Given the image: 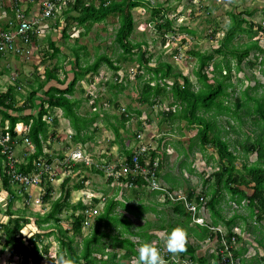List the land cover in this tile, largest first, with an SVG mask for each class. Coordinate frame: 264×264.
Wrapping results in <instances>:
<instances>
[{
  "label": "trees",
  "instance_id": "trees-1",
  "mask_svg": "<svg viewBox=\"0 0 264 264\" xmlns=\"http://www.w3.org/2000/svg\"><path fill=\"white\" fill-rule=\"evenodd\" d=\"M148 5L149 3L145 0H73L68 2L66 7L62 9V15L65 19L64 24L60 27L62 38H68L67 30L72 27H80L85 31L84 33H87L95 24L105 21L110 15H116L118 16L119 26L115 32L114 43L121 50L120 53L113 59L106 53L96 51L94 59L90 62L85 46L76 45L73 47L74 58L70 62L72 77L70 80H67L66 76L60 79L58 73L62 69L61 65L56 64L51 67L45 65L48 59H53L60 53V49L55 42L48 37V46L52 49V52H45V57L40 62V65L45 66L42 74L43 78L37 75L35 80L29 83L30 91L23 102L18 104L17 96L20 95L18 90L19 80H16L17 84H10L5 91L0 92V129H4L7 124L8 130L12 134L11 139L16 141L13 148L17 144L23 143V137L28 138L34 146V149L26 155L23 161L16 163L18 172L24 174L33 172L35 170L33 161L39 157L47 158L49 163L56 158L63 160L64 154L50 155L44 151V143L49 138L55 137V129L58 126V116L55 114V109L61 110V116L68 120L73 130L72 145L83 146V144L93 139L94 133L90 131V127L99 117V113L93 112L89 115L79 113L82 99L72 97L77 85L86 79L87 75L97 74L101 65H106L116 73L121 69L122 62L128 60L139 62L149 75L148 79L142 84L138 97L139 103L152 106L160 103L159 99L161 97L170 96L172 99L171 107L162 113L164 119L170 122L171 125L175 121H184L188 130H193V127L196 130L194 136L190 138L187 148L179 145L181 156L187 157L192 152L195 138L202 152L201 158L204 160L208 161L210 158L213 161L215 159L213 154L207 151L208 148L214 149L217 157L215 169L211 172V175L203 179L205 188L198 194L208 197L206 207L211 214V223L214 226L221 223L226 227V231L218 233L215 251L210 253L208 258L198 255L197 251L201 246L200 244L207 238L215 237V233L204 227L191 226V213L184 208L180 201L174 202L169 198V194L178 188L176 178L168 172L161 173L164 166L163 157H159L156 150H151L146 156L140 157V164L143 165L144 160L148 159L150 161L148 167L151 168L155 158L159 157L158 166L153 169L159 181L161 182V179H163L161 183L167 189L165 191L166 198L162 201V205L171 206L173 215L182 216L183 220H175L173 217L165 219V216H161L163 214L162 210H157L155 206H151L150 209L157 213L160 220L153 224L148 222L147 225L139 226L134 230L131 221L128 218L118 217L114 209L120 204L124 209L133 212L134 209L139 210L142 206L131 204L129 201L123 203L113 198H107L102 212L95 218L90 234L83 238L81 250L77 251L73 246V236L69 235V230L61 226L60 214L65 209L70 208L72 210L69 216L72 225L71 230L72 235H76L81 233L85 219V209L90 208L85 206L86 204H83L81 200H78L75 204L70 202V190L66 188L69 177H65L61 184L63 195L51 200L52 184L46 177H43L41 186L45 185V193L42 196V201L45 203L50 202V208L43 215L39 213L32 215L36 217L34 224L38 230L47 227L56 230L57 236H55V239L59 244V250L55 258H49V244L43 242L45 236L54 234L53 230L45 234L35 232L28 237L22 234L23 228L31 222L29 217L24 216V209L14 210L12 208L14 200L18 198L16 192L12 189V185L16 182L3 167L6 155L2 152L0 146L1 187L10 194L7 209L4 212V215L8 217V221L6 223L0 221V232L3 235L4 247L8 248L11 255L20 256L21 264H41L43 259H47V264H61V257H64L70 264H121L119 260L127 258L134 259L138 264L137 247L153 237L147 230V227L150 226L164 232L166 238L168 233L176 227H180L185 231L187 237L186 248L180 253H173L174 259L169 264H205L211 259V262H214L212 264H220L221 262L218 261L221 257V249L226 253H231L233 258L237 259L238 264H264V256H259V254H255L253 257L244 256L247 248L246 246H240L242 244L241 236L233 231L236 223L243 222L246 225V228L244 227L245 231L252 234L258 245L264 248V92L261 94L255 93L258 87H264V83L245 88L242 92V101L238 98L233 105L227 102L229 96L227 90L233 86L231 82L233 70H240L241 63L251 52L257 51L260 56H263L259 64L264 66V49L259 44L261 36L258 40H252L256 24L246 21L242 13L230 12L229 21L225 25L218 48L212 54L192 51L198 61V68L195 73L199 87L195 90L187 77L172 73L170 65L159 63L155 68L148 67L144 52L140 50L141 46L132 42L131 34L134 30L132 10L136 7H147ZM152 14L153 17H160L157 25L158 30L171 29V21L167 18L164 20L161 9L154 8ZM53 19L55 20L51 27H58L60 25L59 17ZM7 29L8 27L5 30ZM258 29L262 32L261 35L264 36V27L258 25ZM80 35H83V33L79 32ZM243 35L247 36L250 41L244 45L236 46L234 41ZM34 36H32L33 40L36 39V36ZM136 48H139V53L135 50ZM6 53L16 54L15 52ZM4 54L1 53L0 56ZM213 54L220 56V60L214 61ZM135 56L136 58H134ZM232 59H235V66L232 64ZM255 59H257V56ZM254 63L252 61L248 62L251 66ZM262 73L264 74V67ZM138 78L141 79L143 76L138 75ZM179 78H182L183 81L180 82ZM168 80H171V82ZM61 85H65V87L61 88ZM115 86H119L118 90H121L122 84L119 82ZM26 110L30 112L26 113ZM136 112L138 115L141 114L139 110H136ZM46 115L50 118V123L43 120ZM221 116L225 117V126H222V121L219 119ZM129 117L127 112H123L117 125H107L113 131L115 141H120L121 146L124 145L119 131L125 127ZM251 117H253L251 121L253 132H259L256 139L250 141V136H246L247 141L242 142L238 140L239 136L232 139L228 138L227 134L230 132L237 134L239 127ZM19 123H23L28 127L26 131L22 132V136H18L15 131V127ZM147 123L149 124V122ZM52 127L53 130H51ZM167 144H171L170 139L165 142L163 151L166 150ZM121 151L123 154L120 155L123 158L121 161H124L126 167L129 168L134 154L133 148H122ZM238 151L244 152L245 158L246 154L254 153L256 156L255 161L248 164L245 159L241 162L239 168L236 165V161L239 159V154L236 153ZM109 159H106V162L112 164L107 161ZM120 162L116 163V170L123 166ZM191 165L184 162V160L179 163V167L187 169L189 173H195ZM80 167L88 168L84 162L72 164L70 161L68 169L73 171ZM90 168L103 174V171L99 170L95 164ZM211 177L213 178L212 182H210ZM113 179L114 176H109L107 181L111 182ZM117 180L121 185L122 183L132 184V187L129 188L137 196L141 191L145 193L144 188L147 182L139 174L135 175L128 171L124 175H120ZM85 181L84 179L81 180L80 183L73 186V189L84 188ZM146 188L150 190L152 195H165L162 190L151 189L148 185ZM21 189L24 188L21 187ZM249 190H252V192L250 193ZM194 194L193 190L188 189L187 199L192 200ZM226 195L228 199L225 198ZM196 200H199L198 197ZM93 201L98 203L99 200L93 198ZM222 201H225V204L234 213L227 219L219 211V203H222ZM156 204H160V202H156ZM232 205L237 206L240 210L233 209ZM117 223L121 224L122 228L111 236V243L107 246L102 242V238L108 235V232L101 228L110 227ZM45 224L46 226H44ZM125 234H128V236H124ZM131 236L138 237L139 240L134 241L130 238ZM190 237L194 239L193 242L188 241ZM106 247L111 248V250H106ZM117 247L124 251L118 259L119 254L114 251ZM96 254L100 256H96ZM170 254L164 258L170 260ZM103 256H106V258L104 259ZM179 257V262H176L175 258Z\"/></svg>",
  "mask_w": 264,
  "mask_h": 264
},
{
  "label": "rangeland",
  "instance_id": "rangeland-1",
  "mask_svg": "<svg viewBox=\"0 0 264 264\" xmlns=\"http://www.w3.org/2000/svg\"><path fill=\"white\" fill-rule=\"evenodd\" d=\"M145 1L149 3L147 7H136L132 10L134 21V30L131 34L132 42L141 46L140 50L141 52H144L148 67L155 68L159 63L170 65L172 67V73L181 74L182 76L187 77L193 84L195 90L199 87L195 73L198 68V61L197 57L192 54V51L212 54L214 50L218 48L225 30V25L229 21L230 12L242 13L244 14L243 18H245L246 21L256 24L254 26L252 40H258L261 36L259 44H261L262 49H264V42H262L263 36L261 35L262 32L258 29V25L264 27V0ZM154 8L161 9V14L163 15L164 20L167 18L171 21L170 30L164 28L158 30L157 25L160 17H153L152 11ZM58 17L59 19L60 17L64 18L62 14L58 15ZM53 22V19L44 22L41 27L43 28L42 30H44V37H41L43 39H40L39 44L36 45V49H30V46L24 47V49L32 50L30 55L21 56V59H19L20 57L18 56L12 59V54H9L11 56L8 59L0 58V73L2 74L0 87L5 90L8 85L17 84L16 80H19L18 90L20 95L17 96L18 104H21L29 93V83L35 80L37 75L43 78L42 74L45 66L40 65V62L42 58L45 57V52H52V49L48 46V37L51 41L55 42L56 46L60 49V53L57 57L48 59L45 65H48L49 67L56 64L61 65L62 69H60L58 73L60 79H63L66 76L67 80H70L72 77L70 62L74 58L73 47L76 45L85 46L87 57L90 62L94 59L96 51L106 53L113 59L116 58L121 51L114 43L115 32L119 26L118 16L116 15H110L105 21L95 24L87 33H84L85 31L80 27H72L67 30L68 38L66 39L61 37V29L58 28L59 30L55 31V27H51ZM79 32H82L83 35L79 36ZM45 33L49 35L46 36ZM249 41V38L243 35L234 42L236 46H240ZM135 50L138 53L140 51L139 48H136ZM4 55H6V53ZM213 56L214 61L220 60L221 58L216 54H213ZM256 56L257 59H255ZM134 58H136V56ZM261 59H263V56H260L257 51L251 52L241 63L240 70H233L231 78L233 86L227 90L229 94L227 98L228 104L233 105L238 98L242 101V92L248 86L252 87L258 83H264V74L262 73V68L264 66L259 64ZM249 61L255 62L254 65L251 66L248 64ZM232 64L235 66V59H232ZM138 75H142L143 78L139 79ZM148 77V72L139 62L136 61L128 60L122 62L121 69L116 73L106 65H101L97 74L87 75L86 79L77 85L72 96L73 98L82 99L81 107L79 108L80 114L89 115L93 112L99 113V117L90 127V131L94 133L93 139L83 144V146L72 145L71 136L73 130L71 129L68 120L61 116V110L55 109V114L58 116V126L55 129V137L49 138L48 141L44 143V150L52 155L57 153L63 154L65 151H70V153H72V149L79 150L81 152L76 155L75 161L81 162L85 159L86 162L93 164L98 163V161L104 163L105 159H109L112 155L107 161L116 165V163L123 159L117 151V147L121 150L122 146L120 141H115V135L108 126L110 124L117 125L122 113L127 112L130 117L125 123V127L121 128L119 131L122 136L123 145L128 144V146H130L133 139L136 137V134L142 133L144 140L150 144L151 150H156L158 156L163 157L164 166L161 173L164 174L165 172H168L172 177L177 179L179 185H177L178 188H176L173 194L183 196L187 195L188 189H191L194 192H201L204 190L205 185L203 184V179L211 175V172L215 169L217 159L216 153L214 149L208 148L209 150L207 151L211 152L215 159L212 161L209 158L208 161H206L201 158L202 152L200 151L198 141L195 138L192 152L189 153L187 157H184V155L181 156L179 145L187 148L189 146V140L194 136L196 130L194 127L193 130H188L184 121H175L173 125H171L170 122L164 119L162 113L171 107L170 104L172 103V99L170 96L161 97L159 99L160 103L152 106L139 103L138 97L142 84L148 79ZM168 81L171 82V80ZM179 81L182 82V78H179ZM119 82L122 84L120 87L121 90H118L119 86H115V84ZM60 87L63 88L65 85H61ZM262 92H264V87L262 86L255 90L256 94H261ZM36 102H38V100H36ZM171 109L173 110L174 107ZM136 110H139L141 114L138 115ZM25 112L28 113L30 111L26 110ZM252 118L253 117L248 119L245 124L239 127V132H237V134L234 132L227 134L228 138L232 139L239 136L238 140L242 142L247 141L246 136H250V141L256 139L259 132H253ZM219 119L222 121V126H225V117L221 116ZM147 122H149V124ZM232 123L234 124L233 121ZM53 129L54 128L52 127L51 130ZM168 139H170L171 144H167L166 150L163 151V146ZM158 144L161 147H158ZM67 145L70 146L67 148ZM45 146H48L49 148ZM30 152L31 150L24 142L15 146V156L19 162L23 161L26 155ZM236 153L239 154V159L236 161V165L239 168L243 160L246 159L249 164L256 159L254 153L246 154V158L244 157L245 155H243L244 152L238 151ZM182 160L187 164H192L191 166H193L195 173H189L187 169L179 167V163ZM55 166L58 167L59 165ZM110 167H112V165ZM121 169L122 167L120 170ZM108 173L109 170L102 174L92 170L90 167L85 169L80 167L73 171L69 170L67 174H58V179H55L53 182L51 181L53 189L51 200H55L63 195L61 184L65 177H69L66 188L70 190V202L75 204L78 200H81L83 204H86L85 206L90 208L89 213L92 215V218H89V225L82 226L81 233L76 235H72L71 230L72 225L69 216L72 213V210L70 208L68 210L65 209L60 214L61 226L64 229L69 230V235L73 236V246L77 251L81 250L82 240L85 236L90 234L95 223V218L102 212L107 198H113L114 200L123 203L129 201L131 204L142 206L141 209H134L133 212L124 209L120 204L114 209V212L115 214H118V217L128 218L131 221L134 230L139 226L147 225L148 222L153 224L160 220L157 213L150 209V205L155 206L157 210H162L163 214H161V216H165V219L173 217L175 220H183L182 216L178 217L173 215L171 206L162 205V200H158V194H150V190L145 187V193L141 191L138 197H131V189L127 184L121 185L119 182L118 184V180L115 177L114 180L116 181H107L109 178ZM185 174H187V177H185ZM83 179L86 180L84 182V188L74 190L73 186L80 183ZM184 179H187V182L183 183ZM212 181L213 178L211 177L210 182ZM1 185L0 182V186ZM39 186L41 189L35 188V193H31V196L29 197L26 190L34 186L21 189L17 184L12 185V189L19 196L18 199L14 200L12 208L24 209V216L29 217L31 222L30 225L32 226H35L34 220H36V217L32 214L39 213L40 215H43L48 212L50 205V203L42 201V196L45 193V185L41 186L39 184L38 187ZM249 192L251 193L252 190H249ZM6 196L9 197V195ZM7 198L0 193V209H3V212L4 209H7ZM93 198L99 200L98 203H95ZM128 198L129 200H126ZM205 198L207 201L208 197ZM155 202H160V204H156ZM232 207L235 210H240V208L235 205H232ZM205 215L207 216L206 213ZM44 226H46V224ZM244 227L246 228L245 224ZM28 228L29 226H25V229H23V235L26 237L32 235L29 234ZM121 228L122 226L119 223L110 227L101 228L105 230V232H108V235L102 238V242L108 246L111 243V236L116 234ZM147 228L148 232L153 237L146 241V243H150L157 247L164 264H169L171 260L164 258L166 256L164 250L167 249L166 234L152 226ZM26 229H28V232ZM51 230L53 229L48 227L42 230H38L37 228V231L35 232L45 234ZM233 231L241 236L242 244L240 246H246L248 256H254L257 253L263 255L264 252L258 246L255 237L246 232L242 227V224L233 228ZM30 232L33 233L31 230ZM53 232L54 234L45 236L43 242L49 244V258H55L59 250V244L55 239V236H57L56 230L54 229ZM124 236H128V234H125ZM1 238L3 237L1 236ZM130 238L134 241L139 240L138 237L134 236H131ZM191 240L192 237H190L189 241L191 242ZM106 248V250H111V248ZM137 250H139V247H137ZM210 250H212V248L209 249V251ZM114 251L119 254L117 259L124 253L120 247H117ZM200 255L207 257L209 253H200ZM96 256L100 255L96 254ZM103 258L105 259L106 256H103ZM176 259L179 260L180 257ZM11 261L20 264L21 258L18 255H13ZM119 262L121 264H136L135 260L132 258L121 259ZM47 263V259H43L41 262V264ZM0 264H5V262H0Z\"/></svg>",
  "mask_w": 264,
  "mask_h": 264
},
{
  "label": "built area",
  "instance_id": "built-area-1",
  "mask_svg": "<svg viewBox=\"0 0 264 264\" xmlns=\"http://www.w3.org/2000/svg\"><path fill=\"white\" fill-rule=\"evenodd\" d=\"M40 2L41 11L39 16L35 18H27L23 11L20 9L18 5H15L14 8V20L8 22V29L0 31V54L6 52H15L20 53L22 50L18 47L17 42L20 41L23 44H28L32 40L33 35H40L43 30L42 26L45 21L49 19H53L58 15L62 14V9L66 7L68 2L73 0H38ZM262 42H264V36L262 37ZM43 120L47 123H50V118L48 115L44 116ZM28 127L22 123H19L15 127L16 134L18 136H22V132L26 131ZM12 134L8 130L7 124L4 129H0V146L2 148V152L6 155V161L3 164L5 171L11 174L12 179L16 182L15 184L19 185L22 188H28L30 186H38L42 183L43 175H46V178L52 183L55 179H58V174L68 173L69 163L71 161L72 164H75V157L79 154V150L72 149V153L64 152L63 160L55 159L49 163L47 162V158L39 157L34 162L35 170L33 172L24 174L18 172L16 169V163L19 161L15 156V148L13 145L16 143L15 140L11 139ZM137 145L133 150V157L131 159V163L129 168L126 167L124 161H121L120 164L122 169L116 170V165L108 164L106 161L94 163L97 168L103 172L109 170L108 176H114L116 179L120 175H124L128 171L135 175H141L143 179L147 182V185L151 189L162 190L165 194L167 191L166 187L160 182L154 173L155 167L158 166V158L156 157L152 167H148L150 161L145 159V163L143 165L140 164V157L146 156V154L151 152L150 144L144 140V136L142 133L136 134ZM23 142L27 145V147L32 151L34 149L33 144L29 141L28 138L23 137ZM71 149V148H69ZM45 151V150H44ZM81 162H84L88 167L93 166V163H88L83 159ZM55 165H59L58 167ZM112 165V167H110ZM59 170V172H58ZM52 181V182H51ZM147 185H145L147 187ZM128 187H132V184L127 183ZM40 187V186H39ZM41 189V188H40ZM166 198V194L159 196V200L164 201ZM169 198L176 202L180 201L184 208L191 213V217L193 222L203 225L204 218L201 216L203 213V206H200L194 199L188 200L186 195L178 196L176 194L170 193ZM200 201H203V198H200ZM90 209H85V219L83 221V226L89 225V218H92V215L89 213ZM166 255L168 254V250H165ZM221 257H219L220 264H238L237 259L233 258L231 253H226L223 249L220 250Z\"/></svg>",
  "mask_w": 264,
  "mask_h": 264
},
{
  "label": "crops",
  "instance_id": "crops-1",
  "mask_svg": "<svg viewBox=\"0 0 264 264\" xmlns=\"http://www.w3.org/2000/svg\"><path fill=\"white\" fill-rule=\"evenodd\" d=\"M15 5H18L19 7H20V9L23 11V13L25 14V16L27 17V18H35L36 16H39V14H40V11H41V6H40V2L38 1V0H0V31H2V30H5L7 27H8V22L9 21H11V20H14V8H15ZM39 13V14H38ZM55 19H53V21H54ZM60 21V25L58 26V27H55L54 28V30L55 31H58L59 29H60V27H61V25H63L64 24V21H65V19L63 18V17H60V19H59ZM49 21V20H48ZM54 23V22H53ZM59 28V29H58ZM43 29V28H42ZM48 32V31H47ZM46 32V33H47ZM44 30H43V32L40 34V35H35L36 36V39L35 40H33V38H32V40H31V42H29L28 44H23L22 42H20V41H18L17 42V45H18V47L22 50L20 53H16V54H13V53H6V55H2V56H0V58L1 59H8L11 55H9V54H12V59H14V58H16L17 56L18 57H20L19 59H21L22 57L21 56H28V55H30L31 54V52H32V50H30L31 48H34V49H36L37 48V44H39V41H40V39H43V38H41V37H44ZM45 33V34H46ZM47 35H49V34H46V36ZM34 36V37H35ZM47 38V37H46ZM48 42V41H47ZM26 46H30V49H24V47H26ZM30 50V51H29ZM27 52H30V53H27ZM25 53V54H24ZM1 78H2V74L0 73V81H1ZM3 91H5V90H3V89H1V87H0V92H3ZM128 139V138H127ZM48 141V140H47ZM137 143L135 142V138L133 139V142H132V144L130 145V146H128V144H124V146H122V148H125V149H127V148H134L135 147V145H136ZM116 146H117V144H116ZM45 147H47V148H49L48 146H45ZM117 151H118V153H119V155H121L122 154V151L117 147ZM46 152V151H45ZM48 153V152H47ZM49 154V153H48ZM51 155V154H50ZM123 155V154H122ZM162 155H163V152H162ZM112 157V155L110 156V158ZM187 174H185V177H187L186 176ZM172 176V175H171ZM163 180V179H162ZM187 179H184L183 180V183H185V182H187L186 181ZM114 181H116V180H112L111 182H114ZM176 181H177V179H176ZM1 182V181H0ZM117 183H118V181H117ZM119 184V183H118ZM124 183H122V185H123ZM126 184V183H125ZM177 185H179L178 184V181H177ZM0 188H1V190H0V193H1V195H3V196H5L6 198L8 197V196H6V195H9V197L7 198V200H9V198H10V194H9V192L7 191V190H5V189H3L1 186H0ZM35 188H41V187H32V188H30V189H28V190H26L27 191V195L30 197L31 196V193H35ZM245 190H246V188H245ZM29 191V192H28ZM3 193H5V194H3ZM33 193V194H34ZM18 195V194H17ZM34 196V195H33ZM130 196L131 197H138L137 196V194H134V193H132V191H130ZM19 197V196H18ZM220 198H221V196H220ZM226 199H228V196L226 195V197H225ZM18 199V198H17ZM6 200V201H7ZM16 200V199H15ZM128 200H129V198H128ZM47 203V202H46ZM48 203H50V202H48ZM156 203V202H155ZM7 204V203H6ZM6 206V205H5ZM152 205H150V207H151ZM231 206V205H230ZM219 207H220V209H219V211L222 213V215L224 216V218L225 219H227V218H229L230 216H232L234 213H233V210H231V208L230 207H228L226 204H225V201H222V203H219ZM49 208H50V205H49ZM14 209V208H13ZM5 210L6 209H4V212H5ZM15 210V209H14ZM229 210H231V211H229ZM3 212V209H0V221L1 222H3V223H6L7 221H8V217L6 216V215H4L5 213ZM239 221V220H238ZM239 224H242V227L244 228V224H243V222L241 223L240 221L238 222V223H236V225L233 227V228H235V227H237ZM219 225H222L221 223L219 224ZM26 226H29V234H33V233H35V231H37V227L36 226H32V225H30V224H28V225H26ZM23 229H25V227L23 228ZM28 229H26L27 230V232H28ZM30 230L31 231H33V233L32 232H30ZM1 234V233H0ZM22 234H23V230H22ZM1 236H3L2 234H1ZM214 242H215V239L214 238H212V239H206L203 243H201L200 245V248L198 249V251H197V253H198V255H200V253L201 254H207V253H209V255H210V253H212L213 252V249H214V247H215V244H214ZM3 243V244H2ZM259 246V245H258ZM260 247V246H259ZM212 248V250H210L209 251V249H211ZM261 248V250H263V252H264V248H262V247H260ZM258 254V253H257ZM209 255L206 257V258H208L209 257ZM15 256V255H14ZM245 257H253V256H248V252H246L245 253V255H244ZM255 256V255H254ZM259 256H264V253H263V255H259ZM205 257V256H204ZM12 258H13V255H11V253H10V251L8 250V248H6V247H4V239L3 238H1L0 239V262L1 263H3V261L5 262V264L7 263V264H18V263H15V261H11L12 260ZM212 260V259H211ZM211 260L209 261H207V263H205V264H212V262H211ZM214 260V259H213ZM7 261V262H6ZM10 261V262H9ZM214 263V262H213ZM21 264V263H20Z\"/></svg>",
  "mask_w": 264,
  "mask_h": 264
},
{
  "label": "clouds",
  "instance_id": "clouds-1",
  "mask_svg": "<svg viewBox=\"0 0 264 264\" xmlns=\"http://www.w3.org/2000/svg\"><path fill=\"white\" fill-rule=\"evenodd\" d=\"M135 142L137 143L136 137H135ZM134 148H133V150H134ZM157 158L159 160L158 156H157ZM105 161H106V159H105ZM197 197L199 200H196ZM200 198H203V201H200ZM192 199H194L197 203H199L200 206L204 207L203 213H201V216L204 218L205 222L203 225L195 223V222H193L192 217H191V226L197 227V228L198 227H200V228L204 227V228H207L210 232L215 233V237H213V238L215 239L214 244H216L217 239H218V233L219 232L224 233L226 231V227L224 225L214 226L211 223V220H210L211 214H210V211L208 210V208L206 207L207 201H206L205 197L200 196L198 194V192H195ZM205 213L207 214V216L205 215ZM235 233H237V232H235ZM207 239H212V238H207ZM193 240L194 239L192 238L191 242H193ZM186 243H187L186 233L182 228L176 227L168 233L167 239H166V247H167L168 252H171V254L167 252L168 254L171 255L170 260L174 259L172 256V253H174V254L180 253V252L185 250ZM214 251H215V247L213 249V252ZM175 261L179 262L176 258H175ZM61 264H70V262L66 261L64 257H61ZM138 264H164V262H163V259L161 257L160 251L157 247L153 246L150 243H143V244H141V246L139 247V250H138Z\"/></svg>",
  "mask_w": 264,
  "mask_h": 264
},
{
  "label": "bare ground",
  "instance_id": "bare-ground-1",
  "mask_svg": "<svg viewBox=\"0 0 264 264\" xmlns=\"http://www.w3.org/2000/svg\"><path fill=\"white\" fill-rule=\"evenodd\" d=\"M43 177H46V175H43Z\"/></svg>",
  "mask_w": 264,
  "mask_h": 264
}]
</instances>
